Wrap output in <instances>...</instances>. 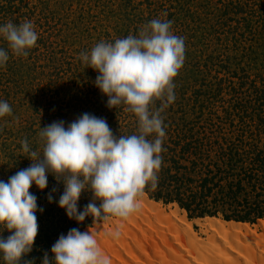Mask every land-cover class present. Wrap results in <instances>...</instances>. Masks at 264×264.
<instances>
[{"label": "rangeland", "instance_id": "rangeland-1", "mask_svg": "<svg viewBox=\"0 0 264 264\" xmlns=\"http://www.w3.org/2000/svg\"><path fill=\"white\" fill-rule=\"evenodd\" d=\"M153 19L172 22V34L184 38L185 58L173 78L175 100L161 113L166 133L160 153L162 163L154 171L155 181L149 180L135 198L145 195L160 203L161 210L167 214L176 205L184 211L197 237L207 241L213 234L204 232V220L196 219H223L220 212L216 216L189 218L177 202L166 203L149 195L169 192V196H180L183 202L191 197L198 202L202 196L210 200L214 195L213 190L207 194V187L212 183L200 186L205 175L197 166H192L193 159L189 158L195 156L181 152L186 140L208 138L209 141H203L207 145L201 146L212 161L216 160L215 150L217 154L220 149L230 150L238 143V136L242 143L246 142V148L253 142L264 151L261 126L250 121L255 130L251 131L250 127L242 130L239 120L241 117L249 119L245 112L250 114V104L255 101L264 104V0H0V25L8 21L15 24L31 21L38 35L35 46L26 49L27 55L13 54L8 42L0 36V48H5L9 54L6 64L0 65V101H6L12 109L10 114L0 117V180L6 181L29 166L31 161L22 151L21 141L28 140L33 150H41L39 129L53 121L71 122L88 112L105 118L115 135L137 132L138 118L125 111L127 105L106 107L107 97L93 84L98 73L85 68L79 56L90 52L100 41L114 42L128 35H138ZM160 104L161 101L154 98L149 108L155 110ZM204 162L207 163V159ZM175 164H180L179 171ZM175 173L183 176V180L189 177L192 181L182 184L168 177L166 182L167 174ZM163 181L166 183L162 185ZM241 184L249 183L244 180ZM54 186L57 191L53 195L58 199L63 185L57 184L52 175L48 176V187L44 190L35 185L29 189L37 196V204L43 212H37L38 234L32 251L22 258L21 264L23 260L41 264L43 253L60 234H66L71 228L90 231L100 224L109 234L111 230L121 233L120 228L129 226L131 212L128 216L108 214L96 220L89 216L81 223L69 219L64 209L46 199ZM90 198V192H82L79 205L83 207ZM203 204L206 203L202 201L200 207ZM193 205L190 208H195ZM139 216L144 218L143 213ZM153 220L159 228L158 220ZM260 220L264 218L242 223L249 224L256 235H261L264 229ZM95 231L98 233L97 229ZM9 234L7 230L2 233L5 237ZM173 238L169 234V243ZM180 238L187 244L182 233ZM232 241L241 249L240 240ZM252 242L246 243L254 245ZM160 244L163 243L160 241ZM173 246L178 247L175 243ZM180 253L184 254V250ZM49 255H52L50 251ZM0 264H5L2 254Z\"/></svg>", "mask_w": 264, "mask_h": 264}, {"label": "clouds", "instance_id": "clouds-1", "mask_svg": "<svg viewBox=\"0 0 264 264\" xmlns=\"http://www.w3.org/2000/svg\"><path fill=\"white\" fill-rule=\"evenodd\" d=\"M171 21L153 19L138 35H128L114 42L100 41L90 52L79 56L85 68L98 74L95 87L107 97L106 107L125 104V111L138 118L137 132L115 135L103 117L85 112L71 122L56 120L39 129L41 150H33L22 140V151L31 163L0 180V254L5 264H21L33 249L38 234L37 196L29 191L48 187V176L63 185L59 198L54 186L46 194L69 219L81 223L111 214L125 216L134 207L137 194L162 163L160 153L166 133L161 113L175 100L173 78L184 63V38L172 34ZM0 36L15 55H27L26 49L38 39L31 21L0 25ZM9 59L8 50L0 48V65ZM155 99L161 104L155 110L149 105ZM12 111L0 101V117ZM152 134L154 138L149 139ZM82 192H90L88 203L81 207ZM97 201L99 203H97ZM10 234L3 236V231ZM51 252V256L49 255ZM23 264H34L23 260ZM41 264H105L92 232L71 228L60 234Z\"/></svg>", "mask_w": 264, "mask_h": 264}, {"label": "bare ground", "instance_id": "bare-ground-1", "mask_svg": "<svg viewBox=\"0 0 264 264\" xmlns=\"http://www.w3.org/2000/svg\"><path fill=\"white\" fill-rule=\"evenodd\" d=\"M130 212L132 215H127L129 226L119 227L121 233L111 230L106 234L100 224L90 230L105 264H264V232L256 235L247 223L228 222L215 217L196 219L204 220V232L213 234L206 241L197 237L184 211L176 205L167 214L161 210L160 203L141 195L135 198ZM139 213H143L144 218H139ZM153 219L158 220L160 229L155 227ZM259 222L264 229V220ZM168 232L174 237L172 243L177 248L169 243ZM181 233L187 244L180 238ZM234 239L242 242L241 249L233 245ZM246 242L254 245L248 246ZM181 250L184 254L180 253Z\"/></svg>", "mask_w": 264, "mask_h": 264}, {"label": "trees", "instance_id": "trees-1", "mask_svg": "<svg viewBox=\"0 0 264 264\" xmlns=\"http://www.w3.org/2000/svg\"><path fill=\"white\" fill-rule=\"evenodd\" d=\"M249 107L250 114L245 112V117L249 116V119L243 120L241 117L242 119H239L240 127H242V130H245L246 127L252 128V123H255L256 126H261L264 130V104L255 101V103L252 105L250 104ZM250 121L252 122L251 124ZM254 130L255 129L252 128L251 131ZM204 138L205 139L186 140V147L184 148V146H181L182 149L184 148L181 152L187 153L186 155L193 154V156H195L189 159H193L191 161L192 166H197L198 170L205 175L202 178L203 182L200 186H205L207 182L212 183L207 187V194H209L211 190L214 192L211 199L207 200L203 198L205 196H202L198 202H195L196 199L191 197L189 201L183 202L180 196L178 198H173L169 196V192H167L166 195H162L160 191L155 195H149V197L154 200L161 199L166 203L172 201L177 202L178 205L187 212L189 218L201 217L204 215L216 216L218 212H220L221 217L225 221L235 220L239 223H253L257 219L264 218V151L256 147L255 143L251 141L252 146L246 148V142L242 143L241 137L238 136V143L231 147L234 148V150L231 151V148L226 151L220 149L218 154L215 150L214 157L216 160L212 161V159L210 160L208 157V153L205 151L206 149H202L201 145H203V147L207 145V142L204 143L203 141H209L208 138ZM208 151L210 152L209 149ZM204 159H207V163L204 162ZM175 167L177 171H179L181 166L179 164V166L176 165ZM168 177H170L171 180L173 178L180 181L182 184L189 183L187 181H192L189 177L183 180V176H178L177 173L167 174L166 182L169 180ZM244 180L249 184L242 185L241 182ZM166 182L163 181L162 185ZM202 201L206 204L200 207ZM191 204H194L193 206H195V208H190Z\"/></svg>", "mask_w": 264, "mask_h": 264}]
</instances>
